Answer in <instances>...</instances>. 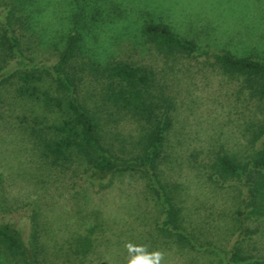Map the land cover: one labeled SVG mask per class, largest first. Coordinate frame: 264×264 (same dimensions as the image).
<instances>
[{
    "label": "rangeland",
    "instance_id": "obj_1",
    "mask_svg": "<svg viewBox=\"0 0 264 264\" xmlns=\"http://www.w3.org/2000/svg\"><path fill=\"white\" fill-rule=\"evenodd\" d=\"M9 11L17 18L11 23L17 45L5 61L0 51V76L16 73L0 82V222L17 229L38 264H127V243L162 251V264H233V247L249 259L264 257V201L259 214H238L246 189L216 164L217 155L243 162L258 148L264 99L212 57L229 52L264 60V0H0V26ZM76 13L81 41L73 66L84 68L78 97L98 112L115 154L133 150L140 121L101 104L100 75L90 63L142 66L151 72L152 92L165 100L158 110L167 111L170 125L158 180L133 172L85 180L78 160L53 163L29 134L41 117L50 122L59 112L19 94L18 71L53 64ZM148 21L166 24L207 53L165 56L140 31ZM154 190L170 193L175 231L163 229ZM0 264L22 263L0 257Z\"/></svg>",
    "mask_w": 264,
    "mask_h": 264
},
{
    "label": "trees",
    "instance_id": "obj_2",
    "mask_svg": "<svg viewBox=\"0 0 264 264\" xmlns=\"http://www.w3.org/2000/svg\"><path fill=\"white\" fill-rule=\"evenodd\" d=\"M76 14L74 24L65 35L53 64L42 66L40 69L32 66L30 71H18V78L22 81L18 87L19 94L38 99L46 111L53 112L54 108L59 112L57 120L50 122L46 121L45 116L41 117V127L30 126L29 134L38 140L41 153L53 163L78 160L82 165L85 180L100 181L126 172L137 173L148 181L158 180L156 170L159 155L170 125L167 111L158 110L160 101L165 100L159 93L152 92L151 72L142 66L118 61L107 63L103 69H98L94 67V62L90 63L92 72L100 75L101 104H110L111 109L122 111L140 121V133L133 150L128 153L129 156L115 154L110 143L103 140L98 112L87 107L78 97L77 86L84 68L81 65L78 68L73 66L81 41V32L76 26L81 15ZM11 15L9 11L5 20L1 21V61H5V57L9 56L17 45V37L11 24L16 22L17 18L13 19ZM140 31L145 40L165 56L174 53H207L161 22H145ZM212 57L223 71L243 77L247 86L252 88L251 94L256 93L264 99V60L235 56L229 52H215ZM14 73L16 72H9L7 76L2 74L0 82L7 81ZM45 77V88L38 90L37 85L44 82ZM37 93H40V98ZM262 132L258 148L247 160L237 162L225 154L217 155L216 158L219 169L241 181L246 189L242 209L237 210L240 215L259 214L263 209L264 126ZM154 192L164 212L163 229L175 231L178 227V209L172 203L170 193L160 194L157 190ZM176 236L180 237V234ZM0 257L22 264H38L34 253L25 246L20 233L7 222H0ZM229 259L233 264H264V257L249 259L241 256L238 247H233Z\"/></svg>",
    "mask_w": 264,
    "mask_h": 264
},
{
    "label": "clouds",
    "instance_id": "obj_3",
    "mask_svg": "<svg viewBox=\"0 0 264 264\" xmlns=\"http://www.w3.org/2000/svg\"><path fill=\"white\" fill-rule=\"evenodd\" d=\"M125 248L129 254L127 264H162L165 259L162 251L148 252L145 246H134L127 243Z\"/></svg>",
    "mask_w": 264,
    "mask_h": 264
}]
</instances>
